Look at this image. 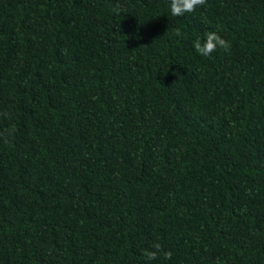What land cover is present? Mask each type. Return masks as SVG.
Instances as JSON below:
<instances>
[{"label": "trees", "instance_id": "1", "mask_svg": "<svg viewBox=\"0 0 264 264\" xmlns=\"http://www.w3.org/2000/svg\"><path fill=\"white\" fill-rule=\"evenodd\" d=\"M0 264H264V0H0Z\"/></svg>", "mask_w": 264, "mask_h": 264}, {"label": "clouds", "instance_id": "2", "mask_svg": "<svg viewBox=\"0 0 264 264\" xmlns=\"http://www.w3.org/2000/svg\"><path fill=\"white\" fill-rule=\"evenodd\" d=\"M206 3V0H168V7L170 10V14L173 17H180L183 16L186 13H192L194 12L197 7L202 6ZM175 35L180 36L181 33L179 30L175 32ZM135 39L139 40L141 37L138 35V33L135 35ZM193 48L202 57H211L214 52H216L218 49H223L227 51L229 48V44L226 42L225 39L221 38L217 33L215 32H207L203 43L200 39H197L193 43ZM153 250H144L143 256L146 258L147 261H152L157 259L158 254L160 253L161 246L156 243L152 245ZM165 258L170 259L171 253L167 252L164 253Z\"/></svg>", "mask_w": 264, "mask_h": 264}]
</instances>
